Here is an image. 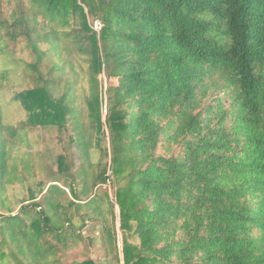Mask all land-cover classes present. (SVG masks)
Returning <instances> with one entry per match:
<instances>
[{"label":"trees","instance_id":"trees-1","mask_svg":"<svg viewBox=\"0 0 264 264\" xmlns=\"http://www.w3.org/2000/svg\"><path fill=\"white\" fill-rule=\"evenodd\" d=\"M96 240L264 264V0H0V264H92Z\"/></svg>","mask_w":264,"mask_h":264},{"label":"rangeland","instance_id":"rangeland-1","mask_svg":"<svg viewBox=\"0 0 264 264\" xmlns=\"http://www.w3.org/2000/svg\"><path fill=\"white\" fill-rule=\"evenodd\" d=\"M90 23L93 25V28L95 30H99L100 28V24L98 21H92L91 19L89 20ZM98 82H99V86L101 85V91L103 92V97H102V102L104 101V92H105V85L106 83V79L103 76V74L98 76ZM114 82V81H113ZM83 87H86V83L85 81L82 83ZM4 99H5V106H4V119L6 123H14L17 119L19 118H23L24 117V113L21 111L20 113L16 112V106L14 104H6V102L10 99V97L12 96V93L9 92H5L3 94ZM107 142L102 141L101 145H106ZM93 160H96L98 157V153L94 152L93 153ZM102 188H105L109 191L110 195L112 196V190L109 188L108 185H104L102 186ZM27 188L24 185H15V186H7L5 192L6 195L12 199L13 201L15 200H21L22 198H26L28 195V191L26 190ZM117 229L119 228V223L117 222L116 224ZM98 233L97 229L95 230V228L93 230H90L89 227H86L85 229L82 230V234L84 236L87 235H91V236H96V234ZM121 232L118 230V248L119 250H121ZM130 242L132 243H137V239L136 238H130ZM101 242L99 240H96L95 243L93 244V246H91L90 250H89V256L92 259V264H109V262H107L106 258V249L103 248L100 244ZM73 253V251L71 252ZM121 257V254H120ZM110 264H122V261L120 263H118L117 260L113 259V261Z\"/></svg>","mask_w":264,"mask_h":264}]
</instances>
